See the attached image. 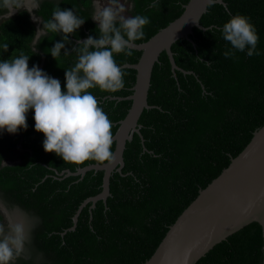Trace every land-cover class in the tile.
Listing matches in <instances>:
<instances>
[{
  "label": "trees",
  "instance_id": "trees-1",
  "mask_svg": "<svg viewBox=\"0 0 264 264\" xmlns=\"http://www.w3.org/2000/svg\"><path fill=\"white\" fill-rule=\"evenodd\" d=\"M131 16H147L146 42L178 18L188 0H127ZM208 6V17L196 29L192 42L171 48L175 64L192 74L171 72L165 53L153 67L147 109L139 125L141 137L127 142L124 166L110 177V198L80 211L82 203L101 191L102 171L66 176L65 171L96 164L65 163L43 149L44 136L35 131L34 111L27 113V129L0 133V204L8 213H23L30 225L29 239L13 264H143L154 253L169 227L221 171L249 143L264 124V0H223ZM59 5L85 20L68 37L65 49L54 59L50 50L62 33L36 30L27 11L0 23V61L29 57V68L38 66L58 79L66 91L65 70L77 62V41L98 39L91 19L93 0H40L33 12L43 23ZM235 15L249 18L259 37L260 55L247 56L223 39L220 29ZM2 14H0V19ZM4 45H8L5 51ZM67 51L68 54H65ZM234 56L225 58L224 52ZM115 55L117 65L136 64L140 53ZM124 88L116 93L89 91L108 116L114 135L128 112L136 71L122 69ZM142 138V139H141ZM17 147L21 153H17ZM112 152L114 144H112ZM15 216V215H14ZM263 238L252 223L217 244L197 264H262Z\"/></svg>",
  "mask_w": 264,
  "mask_h": 264
},
{
  "label": "clouds",
  "instance_id": "clouds-1",
  "mask_svg": "<svg viewBox=\"0 0 264 264\" xmlns=\"http://www.w3.org/2000/svg\"><path fill=\"white\" fill-rule=\"evenodd\" d=\"M32 11L26 0H0V14L9 19L18 11ZM120 0H96L92 18L98 25L99 38L89 36L77 41V62L65 70L66 91L58 79L48 76L38 66L29 68V57L20 55L0 61V133L16 134L27 129V113L34 111L35 131L44 136L43 149L54 153L65 163L81 165L94 161L110 164L113 159L111 122L89 91L116 93L124 88V72L117 65L114 54L131 55L134 42L144 38L147 16H125ZM85 20L72 9L53 10L52 18L37 32L62 33L63 39L50 50L56 59L68 43L69 35ZM225 41L247 56L260 55L259 37L249 18L235 15L220 29ZM5 51L8 45H4ZM65 54H68L65 51ZM225 51V58L234 56ZM57 60V59H56ZM24 226L21 223H0V264H13L24 245Z\"/></svg>",
  "mask_w": 264,
  "mask_h": 264
},
{
  "label": "water",
  "instance_id": "water-1",
  "mask_svg": "<svg viewBox=\"0 0 264 264\" xmlns=\"http://www.w3.org/2000/svg\"><path fill=\"white\" fill-rule=\"evenodd\" d=\"M224 4L223 0H188L183 12L166 27L160 29L146 42L132 46L136 64H124L122 69L136 71L132 94L126 98H111L117 101H130L125 117L118 122L113 135V159L110 164L101 166L87 165L75 173L66 172V176H83L88 171H102L101 191L94 197L86 199L73 217L74 230L78 215L86 205L87 208L105 203L110 198V177L121 172L124 166L127 142L133 134L140 135V121L147 109L148 93L152 81L154 65L165 53L175 77V71L182 74L192 72L180 69L174 61L171 48L183 40L192 42L190 36L196 29L205 30L200 24L208 17V6ZM30 13L37 21L32 9ZM40 36L36 34L35 40ZM88 37L80 40L85 41ZM142 139V138H141ZM22 221V220H21ZM23 222V221H22ZM257 223L262 230L264 264V124L255 132L245 148L235 157L221 173L213 179L197 197L179 215L169 227L164 238L143 264H197L208 257L212 249L244 227Z\"/></svg>",
  "mask_w": 264,
  "mask_h": 264
},
{
  "label": "rangeland",
  "instance_id": "rangeland-1",
  "mask_svg": "<svg viewBox=\"0 0 264 264\" xmlns=\"http://www.w3.org/2000/svg\"><path fill=\"white\" fill-rule=\"evenodd\" d=\"M101 3H106L107 0H100ZM93 3L94 5L96 4V0H93ZM120 3L123 4V6L125 7L126 11L124 13L125 16H131L130 13H129V10H130V4L127 0H120ZM26 5L29 9H32V10H35L36 9V0H26ZM21 11H24V10H21ZM21 11H18L16 12L15 14H13L10 18H13L17 13L21 12ZM9 18V19H10ZM3 20H6L5 18L1 17L0 19V23L3 21ZM31 22H32V25H34V28H35V32L36 34H42L43 32H37L39 29H41L40 27V22L37 21L36 19H33L31 17ZM6 132V131H5ZM17 153L20 154L21 153V150L19 147H17ZM15 215V216H14ZM25 215L19 211H15L13 214L12 213H8L7 211H5L3 209V207L1 206L0 204V223H3L5 225L7 224H16V223H21L23 224L24 226V237L26 239V241L28 242V237H29V231L31 230V225L27 220V217H26V220L24 221ZM22 217V221H20ZM24 218V219H23ZM22 249L24 250V245L22 247ZM21 249V250H22Z\"/></svg>",
  "mask_w": 264,
  "mask_h": 264
},
{
  "label": "flooded vegetation",
  "instance_id": "flooded-vegetation-1",
  "mask_svg": "<svg viewBox=\"0 0 264 264\" xmlns=\"http://www.w3.org/2000/svg\"><path fill=\"white\" fill-rule=\"evenodd\" d=\"M39 1H40V0H36V4H37V5H36V9L38 8V2H39ZM36 9H35V10H36ZM35 10H34V11H35ZM34 11H33V12H34ZM2 17H3V16H2ZM38 21L40 22V26H41V21H40V20H38ZM40 35H41V34H40ZM1 206H2L3 209H4V206H3V205H1ZM24 217H25V216H24ZM20 219L22 220V217H21ZM23 219H24V218H23ZM21 220H20V221H21ZM25 220H26V217H25L24 221H25ZM24 243H27L26 239H25ZM21 251H23V249H22Z\"/></svg>",
  "mask_w": 264,
  "mask_h": 264
}]
</instances>
